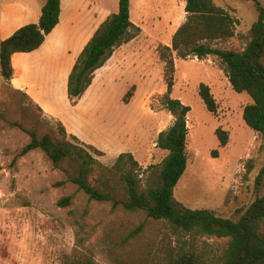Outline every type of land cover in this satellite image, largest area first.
<instances>
[{"label":"rangeland","instance_id":"rangeland-1","mask_svg":"<svg viewBox=\"0 0 264 264\" xmlns=\"http://www.w3.org/2000/svg\"><path fill=\"white\" fill-rule=\"evenodd\" d=\"M88 1L86 15L90 18H102L107 13L106 19L118 9V0ZM257 1L264 5V0ZM44 2L0 0V40L12 34L11 27L16 30L32 23L26 13L40 16ZM181 2L132 0L130 15L132 21L138 20L140 33L133 42L119 45L113 59L112 51L94 71L93 84L76 104L70 103L66 91L72 68L68 55L66 61L63 56L55 57L57 71L51 67L28 69L24 73L30 80L28 91L20 88L21 79L5 80L0 75V264H134L144 242L154 239L160 244L167 234L173 243L174 236L165 225L148 222L138 235L142 238L120 246L122 237L145 223V214L124 210L121 204L113 206V201L127 198L124 181L115 167L120 154L131 153L137 161L134 173L139 175L141 188L146 187V169L159 165L167 154L156 147L158 133L173 122L160 100L167 86L164 64L156 49L160 44L170 45L173 33L184 21ZM215 2L239 22L233 37L213 45L242 51L250 39L251 24L257 19L255 3ZM79 6L83 12L85 4ZM174 61L171 97L189 105L190 111L187 167L173 190V198L183 207L207 209L237 220L257 196L264 194V141L242 117L243 107L251 99L247 93L232 89L215 56L185 60L174 54ZM200 82L209 84L217 100L215 115L198 94ZM131 86L133 94L125 102ZM218 127L228 132L225 146H220L215 134ZM32 132L38 138L48 134L55 142L68 143L70 154L57 164L40 148L20 155ZM75 147L82 149V156ZM85 161L87 182L108 192L113 201L90 200L71 181ZM60 181L63 184H58ZM68 195L72 197L70 205L58 206L57 201ZM195 242L204 248L208 259L215 261L227 245L226 238L206 236L197 237Z\"/></svg>","mask_w":264,"mask_h":264},{"label":"trees","instance_id":"trees-1","mask_svg":"<svg viewBox=\"0 0 264 264\" xmlns=\"http://www.w3.org/2000/svg\"><path fill=\"white\" fill-rule=\"evenodd\" d=\"M248 1L255 3L257 19L251 24L250 39L242 51L213 45L217 41L233 37L239 22L215 0H185L186 16L173 33L170 45L160 44L157 47L158 58L164 64L167 86L160 100L163 108L173 116V122L158 133L156 147L165 150L167 154L159 165L146 169V187L141 188L139 175L134 173V167L138 163L131 153L120 154L115 163L127 192L125 200L113 201L108 192L91 186L86 180L89 171L85 167L86 161L81 164L78 175L71 178L90 200H112L113 206L121 204L124 210H141L145 214V223L122 237L120 246L130 245L132 241L142 238V235H138L148 222L160 223L170 230L174 236L173 243L167 234L160 244H156L154 239L144 242V247L139 250V259L134 264H264V194L257 196L237 220L218 216L207 209L183 207L173 198V190L187 167V115L190 111L189 105L171 97L174 54L185 60H204L215 56L232 89L249 95L251 102L243 107L242 117L246 125L259 133L264 141V5H260L257 0ZM59 13L60 0H45L37 23L25 24L9 37L0 40V75L5 80L13 76L12 55L39 48L46 35L59 22ZM140 31V27L130 19V0H118L117 12L110 14L99 24L71 68L67 79V96L71 104L77 103L90 86L94 71L103 65L114 48L131 41ZM133 90L134 86H131L124 96L125 102L130 100ZM198 94L206 109L215 115L218 103L209 84L200 82ZM59 124L66 133L64 126ZM215 134L220 146H225L228 132L218 127ZM71 138L78 140L73 135ZM67 144L55 142L48 134L38 138L32 132L30 141L23 146L20 155L40 148L57 164L71 152ZM85 146L97 155H103L94 146ZM81 151L82 149L76 148L79 156H82ZM213 154L216 155V151ZM71 198V195L62 197L57 205L66 207L70 205ZM201 236L227 239V245L217 261L208 259L204 248L195 242ZM86 264L92 263L88 261Z\"/></svg>","mask_w":264,"mask_h":264},{"label":"crops","instance_id":"crops-1","mask_svg":"<svg viewBox=\"0 0 264 264\" xmlns=\"http://www.w3.org/2000/svg\"><path fill=\"white\" fill-rule=\"evenodd\" d=\"M88 0H60V13H59V22L51 30L49 34L46 35L44 42L41 46L31 52H16L12 55L11 62L13 67V76L14 79H21L22 84L21 89L28 91L30 88V80L25 76V72L28 69H47L52 68L53 71H57V61L55 60L56 56H63L66 61V55L70 58V66H73L77 56L83 49L84 45L93 35L96 28L99 24L105 19L107 13H105L102 18L98 17H89L90 5ZM182 6L185 2L182 0ZM79 4H85L83 6L85 10L81 12ZM132 0H130V14L132 8ZM137 4V3H136ZM146 3H143L142 6H146ZM41 14V13H40ZM29 22L37 23L39 20V15L32 14V11L26 13ZM131 19V15H130ZM132 21V19H131ZM138 21V20H137ZM137 21H132L134 24H137ZM4 23V22H3ZM10 27V25H9ZM140 27V26H139ZM13 30L10 33H13L15 27H11ZM18 29V28H17ZM11 35V34H10ZM9 37V36H8ZM7 38V37H6ZM135 39V38H134ZM134 39L127 43L133 42ZM122 45V44H121ZM118 47V46H117ZM117 47L114 48L111 59L116 56ZM62 61V60H61ZM109 62V61H108ZM58 63H61L58 61ZM68 68V69H69ZM20 81H18L20 83ZM93 83L91 82L90 85ZM91 87V86H90ZM89 87V88H90ZM89 88H87L89 90ZM87 90V91H88ZM67 91V85H66ZM33 96V95H32ZM32 98H35L34 96Z\"/></svg>","mask_w":264,"mask_h":264}]
</instances>
